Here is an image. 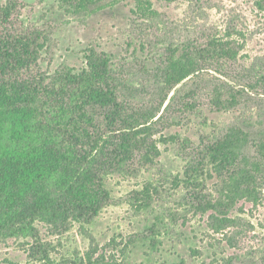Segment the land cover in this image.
Returning <instances> with one entry per match:
<instances>
[{
	"label": "rangeland",
	"instance_id": "1",
	"mask_svg": "<svg viewBox=\"0 0 264 264\" xmlns=\"http://www.w3.org/2000/svg\"><path fill=\"white\" fill-rule=\"evenodd\" d=\"M23 1L21 24L40 28L49 38L32 72L53 76L66 67L79 73L87 67L88 48L105 52L117 93L131 112L140 120L164 114L154 137L161 156L154 165L134 161L110 171L105 182L112 203L92 224L74 223L60 235L37 222L29 235H0V264H73L93 246L121 264H264V187L257 203L242 200L230 211L237 225L217 233L211 228L214 212L197 211L185 175L187 166L230 127L246 128L255 140L264 129L262 86L248 91L253 98L240 109L216 112L210 105L219 80L243 87L264 76V11L256 0H152L149 9L138 0H95L86 12H74L60 0ZM211 39L233 41L240 51L234 63L219 69L227 78L205 70L168 97L161 67L170 50L181 53L189 43ZM161 136L178 141H160ZM210 173L198 181L203 193L216 198L221 182ZM147 186L154 198L141 210L133 194ZM39 241L46 245L49 262L29 257Z\"/></svg>",
	"mask_w": 264,
	"mask_h": 264
},
{
	"label": "trees",
	"instance_id": "2",
	"mask_svg": "<svg viewBox=\"0 0 264 264\" xmlns=\"http://www.w3.org/2000/svg\"><path fill=\"white\" fill-rule=\"evenodd\" d=\"M45 1L37 0L40 4ZM60 1L73 7L74 12H86L95 3ZM138 1L147 9L152 6V0ZM256 5L264 11V0H256ZM25 7L23 0L0 4V235H29L37 222L62 235L74 223L92 224L111 205L105 182L110 171L134 161L144 166L155 164L161 150L154 137L164 114L140 120L131 112L132 107L117 93L111 58L92 47L84 52L87 67L79 73L66 67H60L53 76L33 73L49 38L40 28H24L19 16ZM239 55L235 42L219 39L189 43L181 53L171 49L161 67L168 97L205 70L225 76L219 69L234 63ZM261 86L264 76L243 87L219 80L210 105L216 112L240 109L253 98L248 91L256 93ZM193 104L188 105L192 110ZM258 135L255 140L246 128L232 126L185 170L197 211L214 212L211 228L217 233L237 225L229 214L240 201L257 203L260 199L264 187V129ZM161 137L160 141H178L176 137ZM207 165L211 171L206 170ZM210 172L221 182L216 198L203 193L202 182L198 181L212 175ZM153 195L151 186H147L134 192L133 199L142 210ZM45 246L39 241L31 249L30 259L49 262ZM98 253L93 246L73 264H121L114 257L107 260Z\"/></svg>",
	"mask_w": 264,
	"mask_h": 264
}]
</instances>
